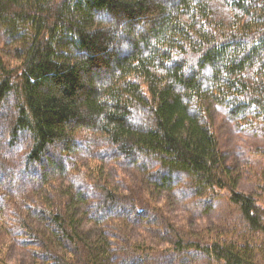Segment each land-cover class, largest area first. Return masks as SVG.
Here are the masks:
<instances>
[{
	"label": "trees",
	"instance_id": "1",
	"mask_svg": "<svg viewBox=\"0 0 264 264\" xmlns=\"http://www.w3.org/2000/svg\"><path fill=\"white\" fill-rule=\"evenodd\" d=\"M10 97L3 146L28 142L0 156V264L10 244L40 264H149L127 232L142 198L119 195L99 165L69 161L86 133L135 166L138 189L194 212L226 194L245 236L264 235V208L237 189L211 117L215 102L264 127V0H0V118ZM205 232L170 244L214 264H259L248 238Z\"/></svg>",
	"mask_w": 264,
	"mask_h": 264
},
{
	"label": "rangeland",
	"instance_id": "2",
	"mask_svg": "<svg viewBox=\"0 0 264 264\" xmlns=\"http://www.w3.org/2000/svg\"><path fill=\"white\" fill-rule=\"evenodd\" d=\"M14 111L13 98L10 97L1 111L0 118L2 159H7L11 152L25 150L28 142L26 136V139L19 140L16 149L8 151L3 146V130L13 117ZM140 116L135 115V118ZM211 117L223 163L234 172L237 189L243 194L255 197L264 208V127L254 121L234 122L215 102H212ZM142 118L143 122H149L147 114ZM83 139L85 140L82 142ZM83 139L80 141L79 153L68 154L69 161H78L76 167L83 169L99 165L101 177H104L119 195L127 197L131 189L142 198L144 207L138 210L141 215L135 221L128 222L127 232L134 242L150 250L147 257L149 264H214L198 251L177 252L170 244L177 239L199 241L200 235L206 234L207 230L210 233H232V236H239L242 240L248 238L249 243L255 247L257 262L264 264V235L245 236V225L237 208L228 201L226 194L216 198L205 212L190 211L169 193L156 191L145 182L138 189L140 176L134 165L122 164L119 158H116L117 163L112 161L111 156L95 150L91 143V134L86 133ZM85 193L87 195V192ZM83 211L84 206L80 209V212ZM161 221L165 223L164 226H161ZM82 224L80 230L83 236L91 237L95 234L96 230L89 220L85 218ZM4 256L7 264H40L16 244H10Z\"/></svg>",
	"mask_w": 264,
	"mask_h": 264
}]
</instances>
